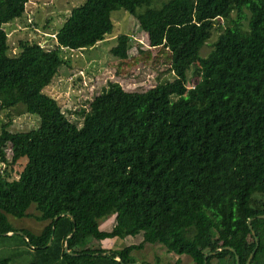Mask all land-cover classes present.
Returning a JSON list of instances; mask_svg holds the SVG:
<instances>
[{"label": "trees", "instance_id": "1", "mask_svg": "<svg viewBox=\"0 0 264 264\" xmlns=\"http://www.w3.org/2000/svg\"><path fill=\"white\" fill-rule=\"evenodd\" d=\"M26 1L0 0V109L21 102L38 118L28 130L1 123L0 262L31 253L25 264H150L131 252L147 241L178 256L167 264L183 254L192 264H246L253 249L248 264H264V0H84L53 47L22 38L10 53L3 24ZM118 8L137 17L148 45L129 55L133 37L120 32L110 52L171 76L144 90L108 79L87 108L64 110L44 90L67 62L64 48L104 39ZM8 214L44 224L34 232ZM110 214L118 237L142 231L143 240L86 246Z\"/></svg>", "mask_w": 264, "mask_h": 264}, {"label": "rangeland", "instance_id": "2", "mask_svg": "<svg viewBox=\"0 0 264 264\" xmlns=\"http://www.w3.org/2000/svg\"><path fill=\"white\" fill-rule=\"evenodd\" d=\"M84 0H27L24 6V12L21 17L15 18L4 25L7 31L9 52L18 51L19 39L37 40L42 46L53 47L55 45V32L62 24L71 8L82 3ZM167 0H153L150 6H161ZM140 12L144 5L138 6ZM113 19V29L104 39L96 42L94 45H86L73 49L64 48L62 54L67 59L65 64H61L58 73L51 82L44 87V90L55 95L58 103L66 110L67 108L82 105L88 107L94 93L100 90V86L105 84L108 79L117 80L127 90H144L156 82L164 81L171 76V72L159 71L139 61L132 67L126 66V58H118L110 52V47L115 43V36L120 32H127L133 37L128 53L132 55L137 52V45H148L146 32L138 25L137 17L123 8L111 11ZM216 25H219V31L225 24L220 17L216 18ZM218 32L217 30L215 31ZM212 37H215L213 35ZM209 39L200 48L202 54L209 48ZM153 53L157 51L152 47ZM76 75L82 77L78 81ZM17 104L23 105L21 102ZM12 106L7 110L0 109V128L1 123L8 119L9 129L28 130L37 124V116L25 111L21 106ZM68 117L77 115L67 113ZM79 119V118H78ZM81 122V119H79ZM25 159H20L11 169V177H17L22 169ZM30 212H36L33 206L29 208ZM8 219L18 227H27L34 232H38L43 221L35 219L34 216L15 217L8 214ZM143 240L142 231L133 235L128 234L124 237H118L116 234L115 215L110 214L99 223L96 235H92L86 243L88 247L97 248L98 246L108 248H120L123 245L139 243ZM139 259H145L150 264H167L174 262L178 257L165 250V247L159 242H144L142 248L131 250ZM6 250H0V254H5ZM31 253H26L17 259H11L8 262L0 264H25L31 259ZM176 264H192L189 256L180 255V262Z\"/></svg>", "mask_w": 264, "mask_h": 264}, {"label": "water", "instance_id": "3", "mask_svg": "<svg viewBox=\"0 0 264 264\" xmlns=\"http://www.w3.org/2000/svg\"><path fill=\"white\" fill-rule=\"evenodd\" d=\"M68 213H69V212H68ZM69 214H70V213H69ZM258 216H264V214H259ZM251 219H252V217L249 218V219L247 220V222H248L249 227L252 229L251 224H250ZM19 232H21V231L19 230ZM252 233L255 234V232H254L253 229H252ZM49 242H50V241H49ZM257 244H258V241H257V237H256V245H257ZM222 247L229 248V249H231V250L234 251V252L236 251L235 248H234L233 246H230V245L221 246L220 248H222ZM64 250H65V251H68V245H67V243L64 244ZM211 252H213V251H211ZM211 252L205 253V254H204V257H206V256H207L209 253H211ZM253 252H254V249L249 253V255H248V257H247V260H246V264L249 263V260H250V258L252 257ZM235 256H236V259H238V254H237V253H235ZM135 263H136V264H140V261H135Z\"/></svg>", "mask_w": 264, "mask_h": 264}]
</instances>
